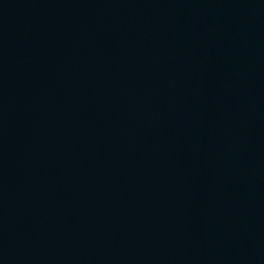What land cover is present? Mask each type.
<instances>
[{
  "label": "water",
  "instance_id": "95a60500",
  "mask_svg": "<svg viewBox=\"0 0 264 264\" xmlns=\"http://www.w3.org/2000/svg\"><path fill=\"white\" fill-rule=\"evenodd\" d=\"M0 63L142 264H264V0H0Z\"/></svg>",
  "mask_w": 264,
  "mask_h": 264
}]
</instances>
